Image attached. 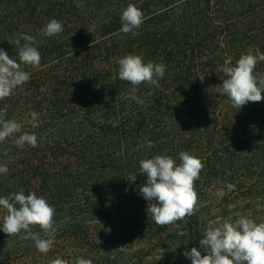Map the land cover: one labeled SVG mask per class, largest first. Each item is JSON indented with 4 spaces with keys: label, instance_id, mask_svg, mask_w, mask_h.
Returning <instances> with one entry per match:
<instances>
[{
    "label": "trees",
    "instance_id": "obj_1",
    "mask_svg": "<svg viewBox=\"0 0 264 264\" xmlns=\"http://www.w3.org/2000/svg\"><path fill=\"white\" fill-rule=\"evenodd\" d=\"M128 4L144 16L135 37L119 31ZM53 18L64 30L48 37ZM18 34L35 38L41 62L23 66L30 80L0 109L22 123L15 136L34 133L37 146L0 143L9 169L0 196H43L57 232L41 253L31 239L0 231V264H192L183 252L206 254L200 239L209 221L264 222V100L237 109L217 91L225 60L234 66L250 48L264 53V0H0V49L19 62L8 42ZM129 54L166 65L159 88L139 86L142 106L118 76L117 61ZM255 71L264 73V62ZM147 141L154 146L141 147ZM181 151L204 164L198 201L193 215L161 227L139 194V161L168 155L179 164Z\"/></svg>",
    "mask_w": 264,
    "mask_h": 264
},
{
    "label": "clouds",
    "instance_id": "obj_2",
    "mask_svg": "<svg viewBox=\"0 0 264 264\" xmlns=\"http://www.w3.org/2000/svg\"><path fill=\"white\" fill-rule=\"evenodd\" d=\"M122 27L120 32L138 35V29L144 21L143 12L134 4H128L120 15ZM62 22L51 19L43 29L44 35L54 37L63 32ZM21 40L25 43L21 44ZM16 46L19 62L10 57L4 49H0V100H4L22 87L31 78V74L23 69L24 65L38 67L41 54L35 46L37 41L28 34H18L8 41ZM264 62V53L259 48H251L242 54L234 66L231 58L225 60L220 71L227 77L217 86V91L226 95L231 105L237 109L248 102L264 100V73L255 71L258 63ZM119 65L118 76L122 81L130 83L129 97L143 105L145 101L136 95L139 86L143 83L149 86L160 87L159 80L163 78L166 65L144 62L140 55H126L117 61ZM203 82V77H200ZM7 109H0V143L12 137L17 147L23 148L26 144L37 146V136L24 132L18 137L22 123L16 120H7ZM32 122L38 119L35 111L30 113ZM35 127V123H33ZM153 147L152 141H147L141 147ZM179 164L168 155H156L139 161V173L146 177V183L139 187V194L148 201L147 215L158 226H166L183 220L195 212L198 195L194 182L199 179L204 164L188 151L179 153ZM9 171L6 164H0V174ZM136 175L131 177L134 182ZM232 186L229 185V188ZM223 196V192L217 193ZM0 231L7 236H20L21 239H31L41 253H47L53 246L57 227L55 225V208L43 196L35 192L27 195L23 191L12 193L9 196H0ZM35 226L44 232L32 229ZM23 233V235H21ZM200 248L185 250L183 255L190 258L192 264H264V222L256 223L245 216H240L234 222L224 220L221 222L209 221L204 237L200 239ZM175 250V249H173ZM51 264H67V261L55 259ZM75 264H93L91 259L77 258Z\"/></svg>",
    "mask_w": 264,
    "mask_h": 264
}]
</instances>
